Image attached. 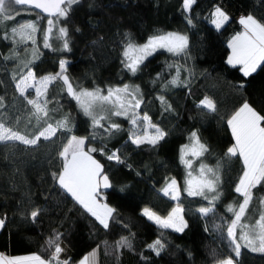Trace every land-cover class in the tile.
<instances>
[{
    "label": "trees",
    "instance_id": "trees-1",
    "mask_svg": "<svg viewBox=\"0 0 264 264\" xmlns=\"http://www.w3.org/2000/svg\"><path fill=\"white\" fill-rule=\"evenodd\" d=\"M216 6L229 16V21L219 30L211 23ZM15 8L20 15L12 12L15 19L0 23V97L3 98L0 121L24 133L25 123L31 126L33 121L31 118L29 123V106L14 84L22 75L21 67L17 58L6 57L13 56V49L19 57L27 58L28 54L23 44L14 45L4 39V33L29 20L45 29L48 17L26 6ZM249 14L264 19V0H196L191 12L184 11L183 0H80L72 7L69 17L59 22V26L68 29L70 51L60 50L62 44L55 38L51 39L52 48H44L42 32H38L39 59L30 65L37 77L59 72L63 59L67 61L66 74L74 86L91 90L138 85L143 103L137 111L147 112L153 123L168 135L155 148L147 144L137 147L129 140V124L122 118L111 117L102 122L105 125L114 121L121 125L120 131L105 133L103 128L94 129L91 120L67 94L62 81L51 84L49 122L55 124L67 116L71 131L59 129L51 140L41 139L35 146H24L17 141L0 143V218L5 219V227L0 229V254L12 257L37 254L49 259L54 249L48 241L58 233L64 249L61 259H67L69 264H79L93 251L96 264H216V260L229 255L239 264H264V253L242 248L241 256L236 258L225 243L227 223L233 218L227 207L242 200L234 189L243 170L240 159L225 155L235 143L227 120L245 101L264 115V66L245 77L240 66L227 63L231 54L229 41L242 32L238 19ZM186 17L192 19V24ZM167 32L188 37L185 53L174 55L159 50L144 61L135 75L121 63L127 42L125 34L136 44H143L150 36ZM177 66L181 69L179 78L186 86L170 85L162 90L177 75ZM213 70L221 76L213 74ZM160 95L171 105V110L165 111L158 99ZM206 96L216 103V112L198 106ZM30 128V134L37 130L33 125ZM209 128L211 132L204 134ZM193 131H197L209 148L204 157H188L194 161L193 175L201 162L214 168L220 165L222 195L213 203L183 191L188 170L180 161V148L190 142ZM71 135L88 138L86 151L89 147L105 149L104 154L97 151L91 155L103 165L112 184L107 193H101L105 203L116 209L107 229L53 179V173L62 169L59 152ZM112 152H117L123 163L108 160L107 155ZM171 178L181 188L177 203L184 208L188 224L178 233L160 229L142 215V210L149 207L166 216L175 206L161 195V189ZM253 195L250 221L259 215L258 201L264 197V186L253 189ZM200 207H212L213 212L203 217L197 211ZM36 208L42 211L33 220L30 213ZM122 237L129 238L131 248L117 247ZM157 239L166 242L159 256L148 247Z\"/></svg>",
    "mask_w": 264,
    "mask_h": 264
},
{
    "label": "snow or ice",
    "instance_id": "snow-or-ice-1",
    "mask_svg": "<svg viewBox=\"0 0 264 264\" xmlns=\"http://www.w3.org/2000/svg\"><path fill=\"white\" fill-rule=\"evenodd\" d=\"M79 3L80 0H0V23L15 19L12 12L20 15L15 6L39 9L49 17L45 29H40L36 21H24L11 27L10 32H5L4 39L11 40L14 45L27 44L29 41L36 45V33L42 32L43 47L52 48L50 40L53 37V29L56 28L58 35L55 38L62 41L60 50L70 51L67 39L68 29L63 26L57 28V25L61 18L67 19L72 7ZM195 3L196 0H183L184 11L191 12ZM186 19L189 24H192L191 18L186 17ZM228 21V14L220 6H216L211 13V23L219 30ZM239 23L243 26V31L238 32L229 41L228 47L231 49V54L228 56L227 63L234 67L239 65L240 71L247 77L264 66V19H257L249 14L241 17ZM125 40L127 42L124 45L122 53L124 59L121 63L133 75L141 70L140 66L145 59L157 49H165L174 55H179L185 53L189 46L188 37L179 32L154 34L144 44H136L129 38L128 34H125ZM18 55L13 49V56L6 57V59H15ZM37 59H39V49L34 48L32 59L24 62V67L28 68L27 73L21 75L16 83L20 95L31 106L29 123L34 117L37 130L32 134H26L0 121V143L7 144L18 141L24 145L35 146L41 138L51 140L56 136L59 129L71 131L67 116L56 121L55 124L49 122L51 119L50 111L52 110L48 108L50 102L48 91L49 86L56 81H62L67 94L77 102L83 114L90 118L94 129L104 128L105 132L120 131V124L113 121L105 128L102 121H108L112 116H123L132 125V129L129 131V140L137 147L147 144L155 148L168 135L165 130L153 123L147 112L141 114L137 111L143 103L138 85L123 84V86H109L106 89L96 87L91 90L81 88L78 85L74 86L66 74L67 61L63 59L60 61L59 72L54 75L48 74L37 77L33 69L29 67ZM170 67L172 66L170 65ZM180 70V66H177V75L164 84L162 90H166L170 85H185V82L179 78ZM13 79L16 77L13 76ZM30 89L35 90L34 97L29 92ZM158 99L165 106V111L171 110V105L167 103L163 95H160ZM2 106L3 98L0 97V107ZM198 106L207 109L208 112L217 111L216 103L207 96L200 101ZM16 119L19 123V118ZM227 124L231 129L235 143L227 149L225 155L230 158L237 157L243 164L242 174L234 189L242 200L227 207V211L233 214V218L227 223V238L235 257L238 258L241 256L242 248H249L252 252L264 253V197L259 198L258 201V218L254 221L249 220V212L254 201L253 189L264 186V115H261L245 101L228 118ZM92 138L94 139L95 136L93 135ZM86 139L88 138L76 135H71L67 139L59 152V156L63 160L62 169L59 173H53V179L86 213L107 229L109 220L114 219L113 214L116 209L102 202L100 197L101 189L111 188L112 184L103 165L91 155L97 151L104 154L105 149L104 147L99 149L89 147L85 151ZM189 141L180 148V161L188 170L183 191L188 196H200L213 203L219 200L222 195L219 191L221 183L220 165L218 163L214 168L201 162L197 174L193 175L194 161L188 157L191 156L195 159L204 157L206 153H209V148L201 141L197 131L190 133ZM107 159L123 163L117 152L107 155ZM161 191L164 196L171 200L180 201L181 188L175 178L168 180ZM41 211L39 208L32 210L31 218L35 220ZM197 211L203 217H207L209 213L213 212V208L200 207ZM183 213L184 208L180 203L172 207L166 216L158 214L149 207L142 210V215L160 229H172L175 232H183L188 227ZM4 227L5 219L0 218V229ZM238 229L239 234H237ZM161 235L163 236V233ZM240 241L244 243L241 244ZM48 244L50 248L54 249L49 259H43L37 254L14 257L0 254V264H69L67 259H61V253L64 249L60 244V234L57 233L53 238H50ZM117 247L131 248L129 238L122 237L117 241ZM148 247L159 256L165 250L166 242L157 239ZM79 264H96V252L93 251L83 257ZM216 264H239V262L232 255H229L216 260Z\"/></svg>",
    "mask_w": 264,
    "mask_h": 264
},
{
    "label": "rangeland",
    "instance_id": "rangeland-1",
    "mask_svg": "<svg viewBox=\"0 0 264 264\" xmlns=\"http://www.w3.org/2000/svg\"><path fill=\"white\" fill-rule=\"evenodd\" d=\"M53 19H55V18H53ZM62 19V18H61ZM213 25V24H212ZM214 26V25H213ZM46 27H47V24H46ZM58 27H60L59 26V24L57 25V28ZM215 27V26H214ZM38 33V32H37ZM37 33H36V36H37ZM56 35H58V33H57V29L56 28H54L53 29V37L52 38H55L56 37ZM17 39H18V37H17ZM56 39V38H55ZM58 40V39H57ZM51 41L52 40H50V43H51ZM60 41V43L62 44V41L61 40H59ZM144 44V43H143ZM24 45V50H25V52H27V58H23L24 56H21V57H19V56H17L16 58H17V63H18V66H20L21 67V73H22V75H24V74H26L27 73V70H28V68H26V67H24V62H27L28 60H31L32 59V50L34 49V48H36V45H33L30 41L27 43V44H23ZM159 50H165V49H157V51L156 52H158ZM167 51V50H166ZM155 53V52H154ZM153 53V54H154ZM149 57V56H148ZM147 57V58H148ZM146 58V59H147ZM145 59V60H146ZM31 65V64H30ZM30 65H29V67H30ZM213 74H215V75H219V76H221L220 75V73L218 72V71H216V70H213ZM20 78H18L16 81H15V86H16V83H17V81L19 80ZM16 90H17V88H16ZM29 92L31 93V95L34 97L35 96V90L34 89H30L29 90ZM17 93H18V95H20V93H19V91L17 90ZM21 96V95H20ZM22 97V96H21ZM22 98H24V97H22ZM25 100V99H24ZM26 101V100H25ZM27 103V102H26ZM77 103V102H76ZM28 105V104H27ZM29 106V109L31 110V106L30 105H28ZM80 109V108H79ZM80 112L83 114V112H82V110L80 109ZM84 115V114H83ZM113 118L114 117H117V118H122V119H124L125 121H127L128 122V124H129V131L132 129V125H131V123L129 122V120L128 119H126L125 117H123V116H112ZM89 118V117H88ZM90 119V118H89ZM32 124H31V126L33 125V126H35L36 127V121H35V118L33 117L32 118ZM102 122H104V121H102ZM42 123V122H41ZM110 122H105V128L108 126V124H109ZM28 123H25V125H24V129H23V131H24V133H26V134H30L31 132H32V129L30 128L31 127ZM103 130H104V132H105V129L103 128ZM114 130H112V132H113ZM211 132V130H210V128H209V130H204L203 131V133L204 134H206V133H210ZM106 133V132H105ZM108 134V133H107ZM42 140H44L43 138H41ZM18 142V141H17ZM20 143V142H19ZM20 144H22V143H20ZM22 145H24V144H22ZM25 146V145H24ZM31 146V145H30ZM86 151V150H85ZM63 161V160H62ZM59 185V184H58ZM163 193V192H162ZM161 193V195H163ZM70 196V195H69ZM164 196V195H163ZM165 198H166V196H164ZM101 200H102V202H105L104 201V197H103V194H101ZM167 198H169V197H167ZM170 199V198H169ZM171 200V199H170ZM173 203H174V205H176L177 204V202L176 201H173V200H171ZM175 202H176V204H175ZM259 212V211H258ZM91 216V215H90ZM144 216V215H143ZM145 217V216H144ZM257 218H258V216H257ZM256 218V219H257ZM150 222H152V221H150ZM99 223V222H98ZM153 223V222H152ZM156 227H158L155 223H153ZM102 226V225H101ZM103 227V226H102ZM166 230H168V229H166ZM169 230H171V231H173L172 229H169ZM175 232V231H174ZM176 233H178V232H176ZM241 242V244H243L244 242L243 241H240ZM226 245H227V247H228V249H229V251L231 252V253H233L234 254V252L232 251V247L230 246V242H229V240H228V238L226 239ZM235 255V254H234Z\"/></svg>",
    "mask_w": 264,
    "mask_h": 264
},
{
    "label": "water",
    "instance_id": "water-1",
    "mask_svg": "<svg viewBox=\"0 0 264 264\" xmlns=\"http://www.w3.org/2000/svg\"><path fill=\"white\" fill-rule=\"evenodd\" d=\"M29 9H32L34 12H36V13H38V14H42V15H44L45 17H48L47 16V14L46 13H43V12H41L39 9H34V8H29ZM49 18V17H48ZM110 190V188H108V189H101V193H107L108 191Z\"/></svg>",
    "mask_w": 264,
    "mask_h": 264
},
{
    "label": "crops",
    "instance_id": "crops-1",
    "mask_svg": "<svg viewBox=\"0 0 264 264\" xmlns=\"http://www.w3.org/2000/svg\"><path fill=\"white\" fill-rule=\"evenodd\" d=\"M241 18V17H240ZM240 18L238 19V21H240ZM242 26V25H241ZM242 31H243V26H242ZM230 53H231V49H230ZM237 66H239V65H237ZM163 194V193H162ZM177 202V201H176ZM176 202H175V204H176ZM3 255V254H2ZM5 256V255H4Z\"/></svg>",
    "mask_w": 264,
    "mask_h": 264
}]
</instances>
